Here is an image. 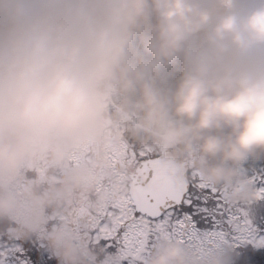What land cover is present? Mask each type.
Segmentation results:
<instances>
[{
    "label": "clouds",
    "instance_id": "1",
    "mask_svg": "<svg viewBox=\"0 0 264 264\" xmlns=\"http://www.w3.org/2000/svg\"><path fill=\"white\" fill-rule=\"evenodd\" d=\"M151 148L251 207L264 160V0H0V221L58 264L95 253L52 217L91 190L65 167L106 137ZM43 166V172L41 168ZM229 244L156 239L143 264H237Z\"/></svg>",
    "mask_w": 264,
    "mask_h": 264
},
{
    "label": "snow or ice",
    "instance_id": "2",
    "mask_svg": "<svg viewBox=\"0 0 264 264\" xmlns=\"http://www.w3.org/2000/svg\"><path fill=\"white\" fill-rule=\"evenodd\" d=\"M137 169L126 192L100 214L94 240L117 254L123 264H143L160 237L198 246L231 239L236 246H264V217L247 219L241 209L226 206L223 194L198 179L177 174L174 166L141 151L132 153ZM258 197L264 199V170L255 173Z\"/></svg>",
    "mask_w": 264,
    "mask_h": 264
},
{
    "label": "flooded vegetation",
    "instance_id": "3",
    "mask_svg": "<svg viewBox=\"0 0 264 264\" xmlns=\"http://www.w3.org/2000/svg\"><path fill=\"white\" fill-rule=\"evenodd\" d=\"M116 163L115 166L120 170L113 171L115 182H119L115 192L104 195V177L100 176L103 173L101 170L100 177L93 180L91 190L72 196L62 213L54 215L51 221L67 224L75 235L93 250L95 264H123L122 261H117L115 252L94 240L101 212L112 200L119 198L127 191L129 174L134 169V167L128 168L126 162L123 165L118 161ZM107 165L108 161L101 163L103 167ZM13 229L14 225L10 222L0 221V264H58L40 236L25 237L15 234Z\"/></svg>",
    "mask_w": 264,
    "mask_h": 264
},
{
    "label": "rangeland",
    "instance_id": "4",
    "mask_svg": "<svg viewBox=\"0 0 264 264\" xmlns=\"http://www.w3.org/2000/svg\"><path fill=\"white\" fill-rule=\"evenodd\" d=\"M102 150L105 153V155L109 157L115 156L117 161L120 162L121 164L126 162L128 165V168H132L135 166V164H137V162L133 160V157H132L133 152L139 154L141 151H145L155 157L160 155L158 152L154 151L151 148H146L142 146L134 147L131 143V140L126 138L123 133H120L118 138H113L111 136L106 137ZM86 151H87V148L81 150L78 153L71 154L70 157L71 156L72 157L70 160L69 158L67 159L65 167L72 168V167L87 166V169L91 172L93 169V160L89 159V154L87 156H84ZM191 174L192 173L189 174L190 177H191ZM256 186H257V199H260L258 197L259 185H256ZM106 191H108V187L105 188L104 194ZM243 211L246 212V207H243ZM247 211L249 210L247 209ZM251 214H252L251 212H247V219L250 220ZM256 220L257 222H260L258 215H255L254 217V221ZM221 243L229 244L232 247L236 246V244H234V242L231 239H228L227 241L221 242ZM237 247L240 253H243L245 251L244 255L240 256L239 259L237 260V264H253L256 262H259V263L263 262L264 258L259 257V255L255 253V250L253 248H262V247L264 248V246H256L253 244L248 249L245 247V242L240 241L239 246Z\"/></svg>",
    "mask_w": 264,
    "mask_h": 264
},
{
    "label": "trees",
    "instance_id": "5",
    "mask_svg": "<svg viewBox=\"0 0 264 264\" xmlns=\"http://www.w3.org/2000/svg\"><path fill=\"white\" fill-rule=\"evenodd\" d=\"M128 139H130V138H128ZM131 143H132V145L134 147L141 146V145H139L138 143H136V142H134L132 140H131ZM248 167L250 169V173L249 174L251 176L252 181L254 182L255 185H258V183L253 179V175L255 173H258V172L264 170V160L250 161L249 164H248ZM227 207H230L232 209H241V210H243V207H241V206L232 207V206H228L227 205ZM247 209L249 211H247ZM247 212H251L252 213L251 214V217H250V220L253 223H255V221H254L255 215H258L259 217H264V199H257V202L254 205H252L250 208L249 207H246V212H244V213L247 214ZM246 218H247V216H246ZM262 226H264V224H262ZM252 245L253 244H247V243H245V247L248 248V249ZM233 247L237 248V250H238V247L237 246H233ZM253 249L255 250V253L257 255H259V257L264 258V248L263 247L262 248H253ZM244 253H245V251L243 253H241L240 256H243ZM253 264H264V259H263V262L262 263L256 262V263H253Z\"/></svg>",
    "mask_w": 264,
    "mask_h": 264
},
{
    "label": "water",
    "instance_id": "6",
    "mask_svg": "<svg viewBox=\"0 0 264 264\" xmlns=\"http://www.w3.org/2000/svg\"><path fill=\"white\" fill-rule=\"evenodd\" d=\"M158 158H159L163 163H167V164H170V165L174 166L175 169L177 170V174H178V175L184 177L185 179H188V178H187V172H188V171L181 172L180 169L177 167V165L174 164L172 161L167 160V159H165V158L162 157V156H159ZM137 166H138V165H137ZM136 169H137V167H136ZM136 169H135L134 172L130 175V182H131V178H132V176H134L135 173H136ZM129 185H130V183H129Z\"/></svg>",
    "mask_w": 264,
    "mask_h": 264
}]
</instances>
